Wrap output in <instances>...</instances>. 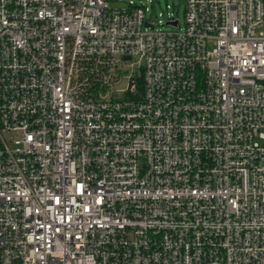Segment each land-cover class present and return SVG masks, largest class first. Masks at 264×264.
Returning <instances> with one entry per match:
<instances>
[{"label":"built area","instance_id":"built-area-1","mask_svg":"<svg viewBox=\"0 0 264 264\" xmlns=\"http://www.w3.org/2000/svg\"><path fill=\"white\" fill-rule=\"evenodd\" d=\"M177 2L0 0V264H264V0Z\"/></svg>","mask_w":264,"mask_h":264},{"label":"rangeland","instance_id":"rangeland-1","mask_svg":"<svg viewBox=\"0 0 264 264\" xmlns=\"http://www.w3.org/2000/svg\"><path fill=\"white\" fill-rule=\"evenodd\" d=\"M109 7L123 6L128 0H106ZM137 3L141 1L142 4L147 8V11L144 13V19L151 21L155 24L157 20H162L158 17L159 14L165 15L167 12L165 5H168L172 10L176 12V17L178 18L180 24L183 23V4L177 2V0H153L151 4L144 3V0H132ZM156 28L161 29L162 31H170V27L164 25H158ZM139 164H142V161H139Z\"/></svg>","mask_w":264,"mask_h":264}]
</instances>
